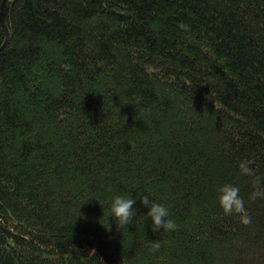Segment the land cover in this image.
<instances>
[{"label":"trees","instance_id":"1","mask_svg":"<svg viewBox=\"0 0 264 264\" xmlns=\"http://www.w3.org/2000/svg\"><path fill=\"white\" fill-rule=\"evenodd\" d=\"M4 16L0 264H264V199L238 167L264 177V0H8ZM225 183L251 224L224 214ZM117 195L137 198L125 227ZM141 195L177 230L152 232Z\"/></svg>","mask_w":264,"mask_h":264},{"label":"clouds","instance_id":"2","mask_svg":"<svg viewBox=\"0 0 264 264\" xmlns=\"http://www.w3.org/2000/svg\"><path fill=\"white\" fill-rule=\"evenodd\" d=\"M179 27L184 31L190 30V26L184 23H180ZM251 164L252 161L243 160L238 166L242 175L253 178L254 190L251 192L249 199H264V177L256 175L255 170L250 166ZM217 191L218 203L225 215L238 214L241 224L245 226L251 224V217L246 211L245 201L240 196L239 187L231 183H225ZM138 198L140 199V203L148 209L146 215L151 220L150 227L152 232L177 230L178 225L170 218L169 211L163 204L151 201L147 195H141ZM136 199L131 196L121 195L113 198L110 217L115 221L116 227L117 225L125 227L131 224L135 215L134 204L136 203ZM106 230H110V225ZM160 246L159 241H153L151 250L153 252L158 251Z\"/></svg>","mask_w":264,"mask_h":264},{"label":"water","instance_id":"3","mask_svg":"<svg viewBox=\"0 0 264 264\" xmlns=\"http://www.w3.org/2000/svg\"><path fill=\"white\" fill-rule=\"evenodd\" d=\"M7 1L8 0H2L0 4V24L3 28L4 37H5L4 43L0 47V52L6 47L8 37H9L8 29L5 24V16H4V11H5V6H6Z\"/></svg>","mask_w":264,"mask_h":264}]
</instances>
